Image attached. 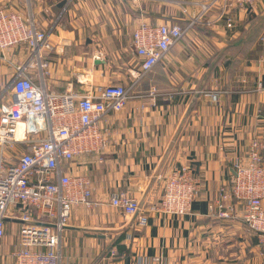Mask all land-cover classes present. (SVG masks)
Returning a JSON list of instances; mask_svg holds the SVG:
<instances>
[{
  "label": "crops",
  "instance_id": "0c3cea01",
  "mask_svg": "<svg viewBox=\"0 0 264 264\" xmlns=\"http://www.w3.org/2000/svg\"><path fill=\"white\" fill-rule=\"evenodd\" d=\"M210 2L5 0L10 10L31 17L49 35L51 49L40 52L48 67V90L85 93L109 84H134L123 110L107 113L100 122L109 139L101 160L88 154L71 164L73 172L90 179L93 205L72 209L59 264L153 259L160 263L150 264H264L257 238L242 219L243 204L229 218H219L209 208L229 188L232 162L246 161L252 140L264 144V0L244 9ZM203 5H209L205 11ZM141 22L184 30L146 74L130 46ZM8 57L12 65L0 59V112L8 104L13 65L25 63L31 54L12 50ZM31 74L37 81L39 71ZM191 104L143 209L158 204L167 174L188 164L200 184L192 214L147 213L145 224L131 223L110 204L111 196L123 191L141 201ZM262 157L264 162V153ZM16 240L8 230L4 253Z\"/></svg>",
  "mask_w": 264,
  "mask_h": 264
},
{
  "label": "built area",
  "instance_id": "2783aa9c",
  "mask_svg": "<svg viewBox=\"0 0 264 264\" xmlns=\"http://www.w3.org/2000/svg\"><path fill=\"white\" fill-rule=\"evenodd\" d=\"M221 1L227 8L244 9L257 0ZM183 35L178 25L138 24L130 46L140 59L141 73L150 72ZM43 49H51L49 35L36 27L31 17L10 10L5 0H0V59L10 63L12 50L31 54L25 63L13 65L8 104L0 112V264L60 263L61 238L72 209L93 205L90 179L73 172L71 164L88 154L101 160L109 139L100 122L107 113L123 110L133 95L134 84H109L85 93L48 90L44 81L48 67L40 53ZM33 69L39 71L37 81L31 74ZM263 153L264 144L253 140L246 161L232 162L234 175L229 188L222 189L209 208L217 217L229 218L236 205L243 204L242 219L264 254ZM199 188L190 166L180 164L165 177L158 204L139 209L140 200L123 191L114 193L110 204L126 219L136 216L135 221L143 225L147 213L191 215ZM8 230L17 243L4 253ZM152 262L159 260H138L137 264Z\"/></svg>",
  "mask_w": 264,
  "mask_h": 264
},
{
  "label": "water",
  "instance_id": "95a60500",
  "mask_svg": "<svg viewBox=\"0 0 264 264\" xmlns=\"http://www.w3.org/2000/svg\"><path fill=\"white\" fill-rule=\"evenodd\" d=\"M191 108H192V104L188 107V109H187L185 115L183 116V118H182V120H181V122H180V124H179V126H178V128H177V130H176V132L174 134V136L172 137V139H171V141H170L165 153L163 154V156H162V158L160 160V163H159V165H158V167H157V169H156V171L154 173V176H153V178H152V180H151V182H150V184H149L144 196L142 197V199L140 201L139 209L143 207V204H144V202L146 200V197H147L150 189L152 188L156 178L158 177V175H159V173H160V171H161V169H162V167H163V165H164V163H165V161H166V159H167V157H168V155H169V153H170V151H171V149H172V147H173V145H174V143H175V141H176V139H177V137H178V135H179V133H180V131H181V129H182V127H183L188 115H189V113H190V111H191ZM135 217L136 216H133L131 218V221H130L131 223H133L135 221Z\"/></svg>",
  "mask_w": 264,
  "mask_h": 264
},
{
  "label": "rangeland",
  "instance_id": "374dc122",
  "mask_svg": "<svg viewBox=\"0 0 264 264\" xmlns=\"http://www.w3.org/2000/svg\"><path fill=\"white\" fill-rule=\"evenodd\" d=\"M252 141H253V140H252ZM250 144H251V143H250ZM250 144H249V146H250ZM249 146H248V150H249ZM8 233H9V232H8ZM7 237H8V239H11V238H12V235L9 233ZM9 237H10V238H9Z\"/></svg>",
  "mask_w": 264,
  "mask_h": 264
}]
</instances>
